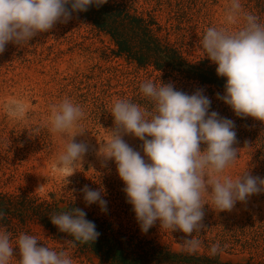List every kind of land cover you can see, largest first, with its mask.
Listing matches in <instances>:
<instances>
[{
    "label": "rangeland",
    "instance_id": "1",
    "mask_svg": "<svg viewBox=\"0 0 264 264\" xmlns=\"http://www.w3.org/2000/svg\"><path fill=\"white\" fill-rule=\"evenodd\" d=\"M240 2L243 12L256 15L264 23V0ZM230 3L231 0H195L186 17L188 21L178 24L180 28L175 30L171 39L179 41L183 38L186 43L183 51L188 56L205 57L200 43L205 30L226 26L225 15ZM136 5L140 9L149 8L146 0H136ZM166 7L165 3L160 11H156L162 23L168 19ZM239 26L230 28L235 30ZM113 47L108 35L90 22L72 15L67 23L58 21L52 29L38 33L27 43L6 44L5 51L0 54V154L3 155L0 157V189L73 197L79 204L109 216L116 224L171 243L176 249H182L184 238L193 237L201 241L199 252L209 253L211 245L219 243L222 248L219 254L224 260L264 259V191L251 195L244 202L237 201L231 211H217L211 205L209 190L204 197L209 204L205 203L203 207V227L190 236L178 230H164L159 221L146 233L142 232L134 211L121 206L122 200L117 198L116 192L124 189L125 184L118 175L115 161H106L99 149L115 128L110 112L115 100L129 99L151 110L152 105L140 92L143 82L172 84L175 90L188 95L202 89V94L211 101L209 112L216 111L221 118L234 122L236 143L233 147L238 149V157L224 173L232 178L249 174L264 179V123L250 116H236L231 106L217 97V94L225 95L224 90L166 77L151 66L141 67L124 57L115 56L111 51ZM65 98L78 104L85 113L76 128L77 132H84L77 134L74 140L88 146L81 164L66 178L64 172L54 168V163L70 136L67 133L53 134L46 126L51 107ZM17 103L23 104L24 112L22 116L13 117L9 111ZM15 138L18 140L14 141ZM122 138L142 156L145 155L143 141L139 138L131 134H123ZM205 147L201 144V150ZM101 176L108 179L100 191L107 197L104 199L107 211H102L98 203L86 204L85 194L73 192L71 187L74 180L81 178L85 179L87 186L92 181L103 182ZM108 182L113 187L108 186ZM94 190L99 191V188ZM7 232L12 234L14 245L19 234L25 233L37 237L39 246L68 252L73 264H101L93 255L81 253L67 242L54 240L38 224L31 223L26 228ZM244 242L249 245L241 246ZM19 258L18 247H14L10 264H18Z\"/></svg>",
    "mask_w": 264,
    "mask_h": 264
},
{
    "label": "clouds",
    "instance_id": "2",
    "mask_svg": "<svg viewBox=\"0 0 264 264\" xmlns=\"http://www.w3.org/2000/svg\"><path fill=\"white\" fill-rule=\"evenodd\" d=\"M108 0H0V54L6 44L27 43L38 33L47 32L60 21L67 23L72 12L97 8ZM70 6V7H68ZM224 27H208L200 43L205 55L217 65L218 76L226 77L225 95L220 96L236 116L252 117L264 123V23L251 13L243 12L240 0H231ZM240 25L235 30L230 26ZM202 89L188 95L172 84H155L148 80L140 85L142 96L152 105L142 108L129 99H117L111 107L115 128L99 149L107 160H114L125 187L127 202L133 206L142 232L157 221L164 230L181 231L190 236L203 227V207L208 201L217 211H231L237 201L244 202L264 191V179L249 174L232 178L225 175L238 157L234 122L209 112L210 99ZM23 104L17 103L9 115L22 116ZM85 113L78 104L65 98L51 107L47 122L53 134L67 133L69 142L55 160L54 168L71 176L88 151L84 142H75L78 122ZM131 134L143 141L144 156L122 138ZM201 144L206 147L201 150ZM147 157V159H145ZM86 204L98 203L107 211V201L100 191L87 185ZM4 213L0 212V219ZM81 209L50 217L59 231L68 233L72 247L96 241L100 233ZM12 234L0 230V264H10L14 247H18V264H73L66 251L39 246L37 237L19 234L13 244ZM198 238H184L182 251L195 254L200 250ZM222 248L211 245L209 256Z\"/></svg>",
    "mask_w": 264,
    "mask_h": 264
},
{
    "label": "trees",
    "instance_id": "3",
    "mask_svg": "<svg viewBox=\"0 0 264 264\" xmlns=\"http://www.w3.org/2000/svg\"><path fill=\"white\" fill-rule=\"evenodd\" d=\"M146 1L148 9H140L136 0H108L98 8L93 5L87 11L72 12V16L90 22L94 28L108 35L114 44L111 51L115 56L124 57L141 67L151 66L154 70L163 72L166 77L197 82L225 91L226 77L217 75V65L214 62L207 56H188L183 51L186 44L183 38L179 41L171 39L175 30L180 28L178 24L186 19L188 21L186 17L195 0ZM165 3L168 6V19L166 23H162L156 11H160ZM17 140L18 138L14 139ZM101 177L103 182L92 181L88 183V187L91 190L97 187L101 191L102 185L108 181L106 177ZM84 186V178L74 180L71 185L73 192L81 194H85L82 191ZM108 186L113 187V184L108 182ZM116 194L122 200V207L133 210L123 189L117 190ZM101 198L107 197L102 194ZM77 208L86 213L87 220L94 222L100 235L92 243L77 242L76 247H72L73 238L68 233L59 231L51 223L50 217ZM0 212L4 213V217L0 219L2 230L15 231L26 228L31 223L38 224L54 240L67 242L75 250L93 255L101 264H264V259L252 257L234 261L221 259L220 254L210 257L208 252L188 254L182 249L174 248L171 243L143 235L123 224H116L109 216L79 204L73 197H56L54 193L41 196L31 191L10 192L0 189ZM242 245L246 247L249 244L244 242Z\"/></svg>",
    "mask_w": 264,
    "mask_h": 264
}]
</instances>
